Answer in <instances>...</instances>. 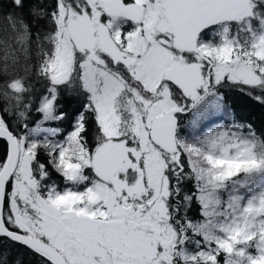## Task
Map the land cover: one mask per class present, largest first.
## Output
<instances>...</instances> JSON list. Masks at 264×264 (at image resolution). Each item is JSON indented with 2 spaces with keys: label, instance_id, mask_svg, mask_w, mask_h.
I'll use <instances>...</instances> for the list:
<instances>
[{
  "label": "snow or ice",
  "instance_id": "1",
  "mask_svg": "<svg viewBox=\"0 0 264 264\" xmlns=\"http://www.w3.org/2000/svg\"><path fill=\"white\" fill-rule=\"evenodd\" d=\"M264 0H0V264H264Z\"/></svg>",
  "mask_w": 264,
  "mask_h": 264
},
{
  "label": "trees",
  "instance_id": "2",
  "mask_svg": "<svg viewBox=\"0 0 264 264\" xmlns=\"http://www.w3.org/2000/svg\"><path fill=\"white\" fill-rule=\"evenodd\" d=\"M240 110L247 118L252 119L253 122L258 126L261 124V122H264V110L259 108H251L245 104L240 105Z\"/></svg>",
  "mask_w": 264,
  "mask_h": 264
}]
</instances>
